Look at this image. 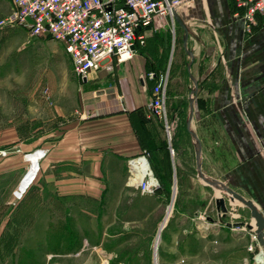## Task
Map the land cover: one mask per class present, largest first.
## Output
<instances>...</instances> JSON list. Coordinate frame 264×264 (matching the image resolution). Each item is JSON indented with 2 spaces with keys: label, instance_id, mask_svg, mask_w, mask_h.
Segmentation results:
<instances>
[{
  "label": "rangeland",
  "instance_id": "1",
  "mask_svg": "<svg viewBox=\"0 0 264 264\" xmlns=\"http://www.w3.org/2000/svg\"><path fill=\"white\" fill-rule=\"evenodd\" d=\"M12 12L11 0H0V158L18 151L23 158L19 170H5L0 178V264H242L243 256L250 259L245 225L234 226L245 219H230L228 211L222 214L217 201L223 196L229 211L235 204L246 206L211 183L227 166L221 157L225 151H212L206 122L201 120L196 129L188 113L185 125L190 134L183 136L188 144L176 142L174 107L187 102L191 85L187 59L183 66L178 64L176 27L174 33L168 30L159 37L149 56L154 64L164 63L167 76L165 115L154 126L167 151L165 157L163 150L151 156L169 177L166 191L158 190L161 180L148 158L157 180L153 193L141 192L130 159L122 174L107 172V187L97 198L77 193L63 199L54 196L50 205L36 194L39 190L17 197L12 179L28 171L34 176L38 169L27 156L42 150L45 157V146L56 142L83 108L80 94L112 77L106 70L101 81L83 83L61 43L30 37L20 26L4 23ZM143 48L136 53L145 54ZM150 87L147 83L149 98ZM208 103H202L205 112ZM197 163L210 180L201 176Z\"/></svg>",
  "mask_w": 264,
  "mask_h": 264
},
{
  "label": "crops",
  "instance_id": "2",
  "mask_svg": "<svg viewBox=\"0 0 264 264\" xmlns=\"http://www.w3.org/2000/svg\"><path fill=\"white\" fill-rule=\"evenodd\" d=\"M234 12V0H183L173 26L147 30L144 44L138 46L144 47L145 54L136 53L137 47L130 59L113 60L111 80L80 94L83 108L65 126L61 137L45 146L46 154L38 159L40 172L34 180L28 185L33 177L30 171L12 179L14 193L28 185L23 194L29 190L32 196L39 190L36 194L50 205L54 196L63 199L77 193L97 198L107 187V172L120 174L126 162L138 156H145L149 162L142 141L159 149L160 139L155 136V122L148 116V74L164 67V63L152 62L150 50L160 36L168 30L174 33L176 27L181 45L179 67L183 58L188 62L190 121L197 129L204 120L212 151L221 148L226 155L221 157L227 166L214 179L251 201L264 217V15H258L247 33ZM106 74L101 68L90 80L101 81ZM206 99L209 107L205 112L198 101ZM38 152L43 151L34 153ZM22 158L21 151L0 158V178L5 170H19ZM228 213L230 219H245L238 223L245 225L243 235H248V244L252 243L255 220L250 210L235 204ZM253 244L255 250L250 252V259L243 256L242 264H258L255 255L261 246L259 242Z\"/></svg>",
  "mask_w": 264,
  "mask_h": 264
},
{
  "label": "built area",
  "instance_id": "3",
  "mask_svg": "<svg viewBox=\"0 0 264 264\" xmlns=\"http://www.w3.org/2000/svg\"><path fill=\"white\" fill-rule=\"evenodd\" d=\"M11 2L13 12L4 23L20 26L30 37L47 38L61 43L71 58L77 76L82 82H87L91 79L92 73L101 68L111 71L113 60L123 62L130 59L137 47L144 44L145 33L150 28L170 27L171 24L173 26L175 13L183 0H11ZM234 5V16L242 20L245 32H251L257 23L258 15H264V0H234ZM148 77L153 78L154 73L150 72ZM166 84L167 76L160 75L147 103L149 117L162 119L165 115ZM139 159L146 161L148 169L144 170L138 186L142 193H153L157 180L151 181L150 165L145 156L131 160L133 175L138 170L136 166L139 165ZM26 176L27 174L22 181ZM21 195L23 194L18 198L22 197ZM234 224L239 228L243 226V223ZM250 237L252 243L247 248L253 252L255 250L253 243L258 242L254 229ZM261 250L262 248L255 255L257 261Z\"/></svg>",
  "mask_w": 264,
  "mask_h": 264
},
{
  "label": "trees",
  "instance_id": "4",
  "mask_svg": "<svg viewBox=\"0 0 264 264\" xmlns=\"http://www.w3.org/2000/svg\"><path fill=\"white\" fill-rule=\"evenodd\" d=\"M142 46V45H141ZM139 48V47H138ZM140 49V48H139ZM150 72H153L154 73V77L149 79L148 83L151 84V87H150V96H151V92H152V88L153 86L157 83L158 81V78L160 75L164 74V67L161 69V70H157V69H152ZM179 101H182V100H179ZM203 101L204 100H199V105L202 107L203 106ZM186 107H184L183 105L186 104ZM182 105V106H181ZM174 110H175V114H176V117L178 118V123H177V126H176V134H175V138H177L176 142L178 143H187L188 142L183 138V136L186 138V136L188 137V135L190 134L186 128V125H185V121L187 122V119H186V116H187V113H188V100L187 102L186 101H182V103H180V105H175L174 107ZM150 119L152 121L155 122V125L156 126H159V123L161 122V119L157 118V117H154V116H150ZM160 148L158 149L157 147H155V145L153 146V143H147L146 141H142V146H143V149L146 151V152H149V158H151L152 160V163L153 167L155 170L154 174L157 176V178H159L161 180V185L159 184V189L158 190H163V191H166V188H165V183L169 182V177L164 174V173H161L158 165L160 166V164L157 162L154 161V159H152V155H157L158 156V152L160 150H163V154H164V157L166 155V151H167V145L165 143V140L164 139H160ZM173 145L176 146V144L174 143ZM156 156V157H157ZM164 157L162 159H164ZM157 160H158V157H157ZM156 164L158 168H156Z\"/></svg>",
  "mask_w": 264,
  "mask_h": 264
},
{
  "label": "water",
  "instance_id": "5",
  "mask_svg": "<svg viewBox=\"0 0 264 264\" xmlns=\"http://www.w3.org/2000/svg\"><path fill=\"white\" fill-rule=\"evenodd\" d=\"M177 13H175V18L177 19ZM192 116V108L190 106V111H189V119ZM192 135L194 137H196L194 135V133L192 132ZM196 142H197V147L199 145V141L196 138ZM197 170L198 172L201 174V176L205 179V180H210L207 177H205L201 172H200V167H199V163H197ZM152 174V173H151ZM210 182V181H209ZM211 183H213L217 188L219 189H223L225 190L228 194L231 195V200L232 199H237L238 201H241L249 210H250V214L251 217L255 220V227H254V231L257 234V238H258V242L262 248L261 250V254H260V258L264 264V217L263 215L257 210V208L254 206V204L251 201H246L240 194H238L236 191H234L233 189H231L228 185H226L225 183L215 180V179H211ZM217 203H219V207L221 209L222 212H226L227 207L225 204V199L223 196H220L218 198ZM251 227V226H250Z\"/></svg>",
  "mask_w": 264,
  "mask_h": 264
},
{
  "label": "bare ground",
  "instance_id": "6",
  "mask_svg": "<svg viewBox=\"0 0 264 264\" xmlns=\"http://www.w3.org/2000/svg\"><path fill=\"white\" fill-rule=\"evenodd\" d=\"M40 156H42L41 152H38V154L32 153V154H29L27 156V159L32 163L35 162L36 164L34 166L38 168V159L40 158ZM138 162H139V165L136 166L138 170L135 173H136V179L139 181L144 174V170L148 169V166H147V163L144 159H139ZM134 165H136V164H134ZM37 171H38V169H37ZM150 178H151V181H153V182L156 181L155 178L152 177V175H150ZM27 187H28V185H27ZM26 188H25V190H26ZM25 190H20V192L18 191L17 197H19L20 194H23ZM261 261L262 260L259 257L258 264H261Z\"/></svg>",
  "mask_w": 264,
  "mask_h": 264
}]
</instances>
